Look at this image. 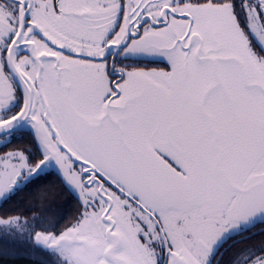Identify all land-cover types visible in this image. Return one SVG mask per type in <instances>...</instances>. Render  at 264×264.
<instances>
[{
    "label": "snow or ice",
    "instance_id": "obj_1",
    "mask_svg": "<svg viewBox=\"0 0 264 264\" xmlns=\"http://www.w3.org/2000/svg\"><path fill=\"white\" fill-rule=\"evenodd\" d=\"M45 173L44 264H264V0H0V205Z\"/></svg>",
    "mask_w": 264,
    "mask_h": 264
},
{
    "label": "trees",
    "instance_id": "obj_2",
    "mask_svg": "<svg viewBox=\"0 0 264 264\" xmlns=\"http://www.w3.org/2000/svg\"><path fill=\"white\" fill-rule=\"evenodd\" d=\"M44 175L47 178L41 180V184L36 183V180H40L39 177L29 181L23 188L16 190L15 194L5 200L0 207L6 209L8 215L23 217H31L34 213H42L50 217L70 215L71 210L76 206L75 200L53 175L48 173ZM8 238L0 240V252L20 254L13 257L0 256V264H44L45 259L38 255L44 254L43 252L31 247L27 241L16 242L14 239L9 241Z\"/></svg>",
    "mask_w": 264,
    "mask_h": 264
},
{
    "label": "flooded vegetation",
    "instance_id": "obj_3",
    "mask_svg": "<svg viewBox=\"0 0 264 264\" xmlns=\"http://www.w3.org/2000/svg\"><path fill=\"white\" fill-rule=\"evenodd\" d=\"M28 140H25L24 144L28 145ZM24 145V146H25ZM260 229H264V223H259L257 222L256 225L252 228H250L248 231L243 233V236H249L250 234L255 233L256 235L253 236L252 240H248L245 241V243L247 244H251V243H259L260 240L262 238H264V236H262L260 234ZM242 239L241 236H233L231 239L227 240L222 247L220 248V251L217 253V259L220 260L221 264H222V260H223V264H227L226 262L229 261L233 255L234 252H236L238 249L244 247V244L241 243H237V241H240ZM224 257V258H223Z\"/></svg>",
    "mask_w": 264,
    "mask_h": 264
},
{
    "label": "rangeland",
    "instance_id": "obj_4",
    "mask_svg": "<svg viewBox=\"0 0 264 264\" xmlns=\"http://www.w3.org/2000/svg\"><path fill=\"white\" fill-rule=\"evenodd\" d=\"M17 146H21V145H17ZM22 146H24V145H22ZM25 146H28V145H25ZM11 239H13V238H8V240L10 241ZM16 242H18V241H20V239H14ZM3 252H6V251H3ZM8 253H10L9 255H6V256H3V257H13V256H18L20 253H11V252H8ZM38 255H40L43 259H47L46 258V256H45V254H41V253H39Z\"/></svg>",
    "mask_w": 264,
    "mask_h": 264
}]
</instances>
